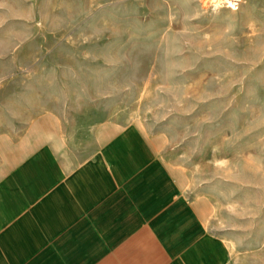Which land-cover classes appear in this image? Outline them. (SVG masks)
I'll return each mask as SVG.
<instances>
[{
	"label": "rangeland",
	"instance_id": "374dc122",
	"mask_svg": "<svg viewBox=\"0 0 264 264\" xmlns=\"http://www.w3.org/2000/svg\"><path fill=\"white\" fill-rule=\"evenodd\" d=\"M1 89L11 121L138 125L231 264H264V0H0Z\"/></svg>",
	"mask_w": 264,
	"mask_h": 264
},
{
	"label": "crops",
	"instance_id": "0c3cea01",
	"mask_svg": "<svg viewBox=\"0 0 264 264\" xmlns=\"http://www.w3.org/2000/svg\"><path fill=\"white\" fill-rule=\"evenodd\" d=\"M10 115L2 90L0 264H231L138 125L68 129L50 105Z\"/></svg>",
	"mask_w": 264,
	"mask_h": 264
}]
</instances>
